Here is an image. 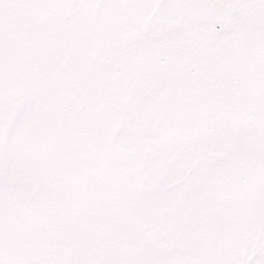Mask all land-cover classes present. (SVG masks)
<instances>
[{"label":"snow or ice","instance_id":"snow-or-ice-1","mask_svg":"<svg viewBox=\"0 0 264 264\" xmlns=\"http://www.w3.org/2000/svg\"><path fill=\"white\" fill-rule=\"evenodd\" d=\"M0 264H264V0H0Z\"/></svg>","mask_w":264,"mask_h":264}]
</instances>
